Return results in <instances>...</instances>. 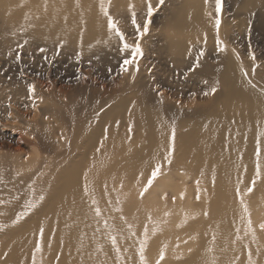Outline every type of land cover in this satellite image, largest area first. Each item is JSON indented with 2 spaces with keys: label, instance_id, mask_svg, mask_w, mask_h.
Masks as SVG:
<instances>
[{
  "label": "bare ground",
  "instance_id": "6f19581e",
  "mask_svg": "<svg viewBox=\"0 0 264 264\" xmlns=\"http://www.w3.org/2000/svg\"><path fill=\"white\" fill-rule=\"evenodd\" d=\"M158 1L111 0L109 13L127 29L133 12L135 20L142 22L149 3L156 6ZM104 2L107 6L108 0ZM166 2L173 7L163 23L170 30L161 28L154 35L159 39L148 37L153 44L162 43L159 52L146 46L148 53L163 54L184 67V72L196 65V72L211 78L215 88L208 102L189 112H177L165 101L156 102L153 86L159 81L150 72L154 59L147 54L132 84L139 101L123 97L118 105L100 113L102 123L94 129L86 131L87 126L80 124L76 140L64 151L63 142L59 145L54 135L48 136L37 124L41 117L35 116L43 115V107L34 113L27 92L19 91V98L12 89L0 86V200L6 199L12 206L0 210V219L23 222L1 228L0 233L17 232L10 245L15 264H27L22 259L32 256L29 248H36L34 234L41 229L43 238L52 240L47 262L122 264L121 260L128 259L130 264H142L132 229L126 221H119L122 213L112 208L111 178L135 175L157 163L175 165L167 162L166 151L170 150L173 129L175 152L193 159V172L214 183L215 195L212 219L198 233L195 251L162 264H264V229L260 227L264 224V63L237 47L238 35L230 27L234 19L252 17L255 27L264 29V0H232L231 17L221 10L214 12L212 0ZM100 4L101 0H0V33L9 37L7 43L2 41L5 35L0 36V63L16 61L22 50L57 53L61 49L63 55L72 53L85 63L129 51L109 26L100 22L99 13L104 16ZM215 17L221 21L219 32ZM11 31L17 35H7ZM197 39L203 43L193 44ZM37 83L41 90L46 86L41 80ZM60 89L69 97L68 88ZM110 122L111 129L135 126L139 142L131 146L114 143L115 135H106ZM30 133L37 143L29 138ZM27 147H33L34 153ZM65 159L73 163L71 169L64 166ZM209 172L212 177L206 176ZM124 211L130 215L132 207ZM156 249L157 243L152 246Z\"/></svg>",
  "mask_w": 264,
  "mask_h": 264
},
{
  "label": "rangeland",
  "instance_id": "374dc122",
  "mask_svg": "<svg viewBox=\"0 0 264 264\" xmlns=\"http://www.w3.org/2000/svg\"><path fill=\"white\" fill-rule=\"evenodd\" d=\"M212 2L214 3L213 10L217 13L216 0H212ZM231 6L232 0H222L221 11L231 17ZM152 8L154 11L151 16L147 11L142 22L136 20V24H133L130 20L127 29L120 27V20L109 13L124 33L125 41L132 46L138 43L142 49L143 54L137 56L133 64H124L126 59L131 58L133 48H129V51L112 53L107 57L103 56L101 59L87 63L81 62L72 53L63 55L61 49L57 53L22 50L18 60L0 63V75H4L0 86L7 87V90L12 89L18 97L20 96L19 91L27 92L31 101L29 102L30 108H33L34 113L39 112L40 107H43V115L35 116V118L41 117L37 124L48 136L54 135L59 140L58 144L63 142L62 149L64 151H68L72 142L76 140V132H78L76 129H79L80 124L87 126L85 127L86 131L94 129L99 125V122L102 123L103 114L100 115V113L108 107L113 108L118 105L123 97L129 96L135 101H139L138 93L134 92L135 88L132 84L138 78L147 54L154 59L153 64L149 61L152 64L150 72L155 73V79L159 81L157 85L153 86L155 99L158 100L156 102L165 101L177 112H189L194 107L208 102V97L215 93L212 91L214 86L209 81L211 78L208 79L206 74L196 72V65L190 71L184 72V67L177 66L163 54L148 53L149 50L146 46H153L159 52L162 43L153 44L149 39L157 38L154 35L161 32L160 29L163 27L164 32L170 30V27L163 23L170 18V11L173 7H170L164 0L163 4L158 1V4ZM208 8L210 7L208 6ZM99 15L100 22L109 26L108 17L104 14L102 17L100 13ZM1 19L0 25L3 24ZM216 19L215 17V21ZM241 19L243 22L237 18L230 25L238 35V41L235 40L237 47L246 49L251 54L250 56H254L256 60H259V64H262L264 63V29H257L255 19L252 17ZM137 24L140 26L139 31H137ZM145 25L148 29L146 32H144ZM4 35L5 33H0V36ZM7 35L12 37L17 34L11 31ZM148 37L150 38L148 39ZM8 38L5 35L2 41L8 43ZM192 43L202 44L203 41L197 39ZM153 79L154 76L151 81ZM40 80L46 83L42 90L37 86V82ZM31 85H35L34 93L29 91ZM59 86L69 89L67 93L69 97L61 94ZM159 110L163 113L160 108ZM166 114L170 121L171 117L168 113ZM171 126L174 128L172 124ZM103 127L105 129V124ZM136 129L132 125L111 129L110 122V124L107 123L106 135L114 134V139H116L114 143H118L120 146L126 144L131 146L139 142ZM82 135L84 133L80 134V136ZM33 137H35L34 133H30L29 138L37 143L39 140L36 141V137ZM169 145L170 150H166L167 158L171 153V161L176 164L161 167V174L153 181L151 188L143 197L140 193L155 167L135 175L118 174L111 178L109 192L114 202L112 208L122 213L118 216L119 221H126L129 228L132 229L133 241L138 245L139 257L141 242L145 240V229H147V240L144 246L146 264H158V262L162 264L171 257L179 259L195 251L198 233L212 219L211 203L215 195L214 183L205 181L203 175L193 172L196 169L191 165L193 159L182 155L180 151L175 152L174 146H177V141H173L172 137L169 139ZM27 149L30 154L35 151L33 147L31 149L27 147ZM178 162L181 163L178 164ZM70 163L68 159H65L63 164L67 169H71L73 163ZM206 176L212 177L213 174L209 172ZM5 195L7 194L2 196ZM16 196L18 195L16 194ZM127 206L132 207L130 215L124 211ZM10 208L12 206L10 207L6 203V199L0 200V210ZM142 215L146 217L145 220L141 219ZM17 224H23V222L16 218L0 219V229ZM16 233L15 231L0 233V264H15L10 257V251L13 249L10 245L16 239ZM43 237L44 234L41 235V232L34 234V240L37 239L36 248H29L32 256L22 259L27 264H54V261H46L52 240ZM155 243H157V249L152 250ZM38 247L39 251H37ZM162 252L163 260L160 259ZM121 263L130 264L128 259L121 260ZM141 263L144 264L142 261Z\"/></svg>",
  "mask_w": 264,
  "mask_h": 264
},
{
  "label": "snow or ice",
  "instance_id": "6c2138e0",
  "mask_svg": "<svg viewBox=\"0 0 264 264\" xmlns=\"http://www.w3.org/2000/svg\"><path fill=\"white\" fill-rule=\"evenodd\" d=\"M159 2L161 4H163L164 0H159ZM221 4H222V0H216V11L217 12H220L221 10ZM111 5V0H108V4L106 6L104 0H101V4H100V8H101V11L104 13L105 16L108 17V25H109V29L113 32V34L123 43V49H129V48H133V51H132V56L130 59H126L124 61V64L125 65H130V64H133L136 60V57L137 56H140L142 55V49L140 47V45L137 43L135 44V46H132V45H129L126 41H125V36H124V33L120 30V28L118 27V24L117 22L111 17V15H109V7ZM130 7H133V6H130ZM154 9L152 8L151 4L149 3L148 5V15L151 16L152 13H153ZM132 23L133 24H136V20H135V12L132 13ZM216 28H217V32L219 30V27H220V19L217 18L216 21ZM137 27V31H139V28L140 26L137 24L136 25ZM148 29H147V25H145L144 27V32H146ZM140 35H143V33H140ZM25 43H27V41H25ZM218 43H222V42H219ZM221 51L224 50V48H221L220 49ZM41 51H43V49H41ZM200 55H203V53L201 52ZM253 59H255V57L253 56L252 57ZM19 59V56H17V60ZM126 70V69H125ZM245 75H247V73H245ZM29 91L30 92H33L35 91V85H31L30 88H29ZM212 91L214 92L215 89L213 88ZM207 94V93H206ZM10 106V105H9ZM35 106V105H33ZM172 139L174 141L175 139V130L173 129V132H172ZM171 153L169 154V157L167 158V162L169 164H171ZM161 167L162 165L157 163V165L155 166V168L153 169L152 173H151V176L150 178L148 179L147 181V184L145 185V187L143 188V190L141 191L140 195L141 197H143V195L148 192V190L151 188L152 184H153V181H155L157 179V177L161 174ZM259 176V165L257 166V177ZM255 184V180L253 181V185ZM253 189L250 187L248 188V192L250 193ZM237 192H239V189H237ZM41 199H43V197H41ZM241 204L244 206V212L245 213H248V208H247V205L244 204L243 202V198H241ZM97 214H99V209H97ZM249 217H250V214H249ZM251 219L249 218L248 219V227H249V230H252L251 229ZM262 229H264V224H261L260 226ZM43 233V229H41V235ZM134 234V233H133ZM146 240H147V229H145V240L141 242V248H140V258H141V261L144 262V264H146L145 262V258H144V246L146 244ZM112 243L115 244L116 243V239L115 237H112ZM40 248L38 247L37 248V251H39ZM118 250V249H117ZM160 259L163 260L164 259V254L163 252L161 253L160 255ZM159 264V262H158Z\"/></svg>",
  "mask_w": 264,
  "mask_h": 264
}]
</instances>
